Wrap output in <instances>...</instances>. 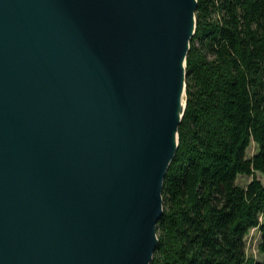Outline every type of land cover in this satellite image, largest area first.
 Segmentation results:
<instances>
[{
	"label": "water",
	"instance_id": "1",
	"mask_svg": "<svg viewBox=\"0 0 264 264\" xmlns=\"http://www.w3.org/2000/svg\"><path fill=\"white\" fill-rule=\"evenodd\" d=\"M198 0H0V264H151Z\"/></svg>",
	"mask_w": 264,
	"mask_h": 264
},
{
	"label": "trees",
	"instance_id": "2",
	"mask_svg": "<svg viewBox=\"0 0 264 264\" xmlns=\"http://www.w3.org/2000/svg\"><path fill=\"white\" fill-rule=\"evenodd\" d=\"M196 17L151 264H264V0H198ZM253 228L262 261L247 256Z\"/></svg>",
	"mask_w": 264,
	"mask_h": 264
},
{
	"label": "rangeland",
	"instance_id": "3",
	"mask_svg": "<svg viewBox=\"0 0 264 264\" xmlns=\"http://www.w3.org/2000/svg\"><path fill=\"white\" fill-rule=\"evenodd\" d=\"M257 152V145L252 143L251 146L247 149V157L253 156ZM256 177L264 183V176L260 173H257ZM253 176H239L238 184L241 186H246L251 180ZM261 221L264 222V216L260 218ZM260 232L258 228H253L248 236L246 237L247 246L246 252L248 258H253L255 261H262L263 255L258 250V244L260 241Z\"/></svg>",
	"mask_w": 264,
	"mask_h": 264
}]
</instances>
